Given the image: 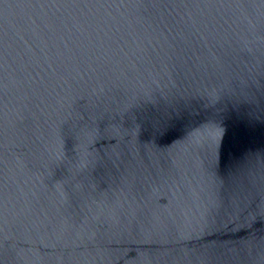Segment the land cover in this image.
I'll return each mask as SVG.
<instances>
[{
	"label": "water",
	"instance_id": "water-1",
	"mask_svg": "<svg viewBox=\"0 0 264 264\" xmlns=\"http://www.w3.org/2000/svg\"><path fill=\"white\" fill-rule=\"evenodd\" d=\"M0 264H264V0H0Z\"/></svg>",
	"mask_w": 264,
	"mask_h": 264
}]
</instances>
